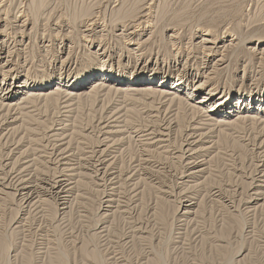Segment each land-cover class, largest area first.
Returning a JSON list of instances; mask_svg holds the SVG:
<instances>
[{"label":"rangeland","instance_id":"374dc122","mask_svg":"<svg viewBox=\"0 0 264 264\" xmlns=\"http://www.w3.org/2000/svg\"><path fill=\"white\" fill-rule=\"evenodd\" d=\"M2 6L0 41L7 39L3 51L21 81L75 78L104 67L162 77L173 71L171 85L188 64L190 74L205 73L200 83H207L204 94L215 90L214 101L231 96L236 103L244 94L250 101L253 92H264V0H5ZM205 38L216 42L208 47L226 45L215 58L222 63L210 71L203 70ZM6 74L0 67V81ZM99 78L79 99L28 102L10 112L17 121L0 110V179H73L65 209L44 193L26 206L11 185H0V264H264L262 126L233 117L231 126L212 129L188 106L171 105L145 86L92 91ZM140 126L163 132V141L147 145ZM104 131L114 133L100 145ZM203 132L202 150L187 153L202 171L184 178L180 146ZM97 160L106 161L107 177L97 176Z\"/></svg>","mask_w":264,"mask_h":264},{"label":"bare ground","instance_id":"6f19581e","mask_svg":"<svg viewBox=\"0 0 264 264\" xmlns=\"http://www.w3.org/2000/svg\"><path fill=\"white\" fill-rule=\"evenodd\" d=\"M2 1L4 2L5 0H0V12L3 10V6H2ZM110 3V2H109ZM121 7V6H120ZM3 12V11H2ZM101 12V11H100ZM127 12V11H126ZM125 13V12H124ZM144 13L142 12L140 13L139 18L142 19L144 17ZM1 14V13H0ZM97 14V13H96ZM126 14V13H125ZM129 14V13H127ZM137 16V15H136ZM135 16V17H136ZM94 17V16H93ZM92 20V18H91ZM97 20V19H96ZM83 21V20H82ZM95 21V20H94ZM3 21L0 18V26L1 23ZM93 22V21H92ZM91 22V23H92ZM96 22V21H95ZM99 22V21H98ZM107 24V23H106ZM70 25V24H69ZM95 25V24H94ZM140 25V24H139ZM103 27V26H102ZM91 28V25H90ZM146 28V27H145ZM86 31V30H85ZM105 31V30H104ZM137 31V30H136ZM135 31V32H136ZM15 32V31H14ZM89 32V31H88ZM109 32V31H108ZM123 32H125V30H123ZM134 32V31H133ZM131 33V32H130ZM69 34V33H68ZM123 34V33H122ZM129 34V33H128ZM209 34V33H208ZM207 34V35H208ZM17 35V34H16ZM131 35H133V33H131ZM136 35V34H135ZM86 37V36H85ZM89 37V36H88ZM126 37V36H125ZM131 37V36H129ZM82 38V37H81ZM123 39V38H122ZM7 40V39H6ZM6 40H1L0 41V52H2V54L0 55V67H3L4 69H7V74L4 76V78L0 81V110L2 109L3 111H7V112H13L14 110L18 111L23 110L24 108H26V104L28 102H31V104L33 103H37L38 101H44L47 100L49 101V98L53 97L54 95H59V96H63L61 98H64V103L69 102V101H73L76 99H79L82 97V95H86L83 92L81 93V91H83L85 89V87L87 85H91V83L89 81H94L95 79H98L97 81H95V83H93V85L91 86V90L95 91L96 89H100L102 90H115L117 91H121L122 87H128L129 88H133V90H138L140 89L139 87L141 86H145L146 88L143 89L145 91H149L154 92L155 95L157 93H160L163 97L169 98L168 101H170V104L174 101L177 100V103H179L181 105H186L189 108L192 109V111L198 113V116L200 115V117H204V119L207 121V125H210L213 128H222L225 125H229L231 126L233 123L231 122L233 117H235V121H241V122H257L259 123L260 128H262L264 130V92H260V91H255L253 92L250 96H251V100L249 101L246 97V94L242 95L239 97V99H236V103H235V99L233 100V97L228 96L226 98L223 99H218L216 101L215 98L217 97V94L215 93L214 89H208L206 91V94H204L205 92H203L204 88L207 87V83H200L201 79L204 77L205 73H201L199 72V70H196V72H192L190 74V72L188 70H190V66H188V64H185L183 66V74H180L177 76V80L175 82H173L171 85V80H172V76L174 75L173 71H170L169 73H167L164 77L161 76V72L157 71L155 73H151V74H147V70L143 69V70H136V71H132V72H122L119 71L117 69H106V68H101L99 70H97L98 73H96V71H94V73H84V74H78L75 78H72L71 75H60V76H53V78L55 79H51L49 81H45V80H41V81H32L31 79H26L24 81H21L20 77L22 74L19 73V70L17 68L12 67V60L10 58V52H5L3 50H5V48H7V42ZM125 40V38H124ZM150 40V39H149ZM127 45L128 46H133L135 44V39L133 40V38H129L127 40ZM135 41V42H134ZM147 41V40H146ZM145 41V42H146ZM10 42V41H9ZM139 43V42H138ZM175 43V42H174ZM208 43H213L214 45L216 44V42H213L211 39L205 38L202 40L200 47L203 48V65L204 71H210V68L214 67V66H218V64L222 63V58L219 60L215 59L216 56L219 53V49H225L226 45H223L221 47H214V46H210L208 47L205 44ZM103 45V44H102ZM141 45V43H140ZM176 46V45H175ZM141 47V46H140ZM182 47V46H181ZM218 48V49H217ZM228 48V47H227ZM226 50V49H225ZM224 50V51H225ZM10 51V50H9ZM141 51V50H140ZM263 52V51H262ZM223 53V52H222ZM234 53V52H233ZM3 54H5V57H3ZM264 54V53H263ZM223 55V54H222ZM224 57V56H223ZM192 58V57H191ZM198 58V57H197ZM5 60V62H3L2 60ZM179 60V59H178ZM217 60L216 63L213 64V62ZM221 62V63H219ZM197 63V62H196ZM192 65V64H191ZM223 65V64H222ZM192 67V66H191ZM191 71V70H190ZM6 73V72H5ZM14 73V77L11 78L12 74ZM20 75H19V74ZM207 73V72H206ZM3 74V73H2ZM210 74V73H207ZM198 75H201V78H199ZM207 77V75H206ZM160 78L159 80H162L160 83H156V80ZM55 80V81H53ZM153 88H156L153 89ZM90 90V93L92 92ZM99 90V91H100ZM134 90V91H135ZM126 91V90H125ZM137 92V91H136ZM140 92V91H139ZM89 93V94H90ZM110 94V93H109ZM108 94V95H109ZM112 94V92H111ZM195 94V95H193ZM88 95V93H87ZM101 95V94H100ZM108 95H106L108 97ZM118 95V94H116ZM148 95V94H147ZM160 95V96H161ZM199 95H204L203 97H200ZM91 96V95H90ZM126 96V95H125ZM143 96V95H142ZM153 96V94H152ZM161 96V97H162ZM169 96V97H168ZM84 97V96H83ZM106 97V98H107ZM112 97V96H111ZM128 97V96H126ZM144 97V96H143ZM155 97V96H154ZM157 97V96H156ZM192 98H195V102L194 104H192L190 101ZM57 99V98H56ZM128 99H130L128 97ZM154 99V98H153ZM159 99H161L159 97ZM52 100V99H51ZM50 100V101H51ZM60 101V99H58ZM84 100V99H83ZM125 100V99H124ZM127 100V99H126ZM116 101V100H115ZM129 101V100H128ZM155 102V100H153ZM163 101V100H160ZM123 102V101H122ZM181 102V103H180ZM40 103V102H39ZM63 103V102H62ZM169 103V102H168ZM175 103V101H174ZM29 103V105H31ZM61 104V103H59ZM146 104V103H145ZM159 104V103H158ZM58 105V103L56 104ZM129 105V104H128ZM150 105V103H149ZM166 105V104H165ZM172 105V104H171ZM34 106V105H32ZM42 106V105H41ZM73 106V104L71 105ZM146 106V105H144ZM185 106V107H186ZM259 106V107H258ZM31 106L27 107L28 109ZM58 107V106H57ZM110 107V106H109ZM125 107V106H123ZM149 108V106H147ZM102 108V107H101ZM153 108V107H152ZM187 108V107H186ZM39 109V108H38ZM63 109V108H62ZM120 109V108H118ZM151 109V108H149ZM180 109V108H179ZM178 109V110H179ZM184 109V108H183ZM1 110V111H2ZM155 109H153L154 111ZM168 110V109H167ZM190 110V109H189ZM17 111V112H18ZM105 111V110H104ZM103 111V112H104ZM121 111V110H120ZM157 111V110H155ZM160 111V110H159ZM15 112V111H14ZM22 112V111H21ZM31 112V111H30ZM117 112V111H116ZM119 112V111H118ZM117 112V114H118ZM178 112V111H177ZM184 112V111H183ZM187 112V111H186ZM10 113V115H8L9 117L12 116L14 118V120H16L17 118L14 117V115H12ZM163 113V112H162ZM167 113V112H165ZM236 113V114H235ZM8 114V113H6ZM96 114V113H95ZM102 114V113H101ZM121 114V113H120ZM174 114V113H173ZM123 115V114H122ZM197 115V114H196ZM195 115V116H196ZM3 116V115H2ZM35 116V115H34ZM33 116V117H34ZM69 116V115H68ZM114 117V114L112 115ZM120 116V115H119ZM155 116V115H153ZM164 116V115H163ZM192 116V115H191ZM53 117V116H52ZM162 117V116H161ZM3 118V117H2ZM19 118V117H18ZM24 118V117H23ZM26 118V117H25ZM75 118V117H74ZM96 118V116H95ZM112 118V117H111ZM10 119V118H9ZM27 119V118H26ZM102 119V118H101ZM114 119V118H113ZM164 119V118H163ZM193 119V118H192ZM195 119V118H194ZM111 120V119H110ZM118 120V118H117ZM116 119H114L113 121H117ZM162 120V119H161ZM175 120V119H174ZM197 120V119H196ZM204 120V121H205ZM17 121V120H16ZM26 121V120H25ZM109 121V120H108ZM194 121V120H193ZM14 122V121H13ZM103 122V121H102ZM111 122V121H110ZM127 122V121H126ZM198 122V121H197ZM200 122V121H199ZM5 123V122H4ZM10 123V122H9ZM27 123V122H26ZM100 123V122H99ZM109 123V122H108ZM106 123V124H108ZM112 123V122H111ZM149 123V122H148ZM153 123V122H152ZM173 123V122H172ZM50 124V123H49ZM105 124V125H106ZM124 124V123H123ZM128 124V123H127ZM200 124V123H199ZM237 124V123H236ZM26 125V124H25ZM104 125V124H103ZM111 125V124H110ZM114 124H112L113 127ZM133 125V124H132ZM144 125V124H143ZM154 125V124H153ZM168 125V124H167ZM166 125V127H167ZM206 125V124H204ZM258 125V124H257ZM258 125V126H259ZM119 126V125H118ZM125 126V125H124ZM129 126V125H128ZM147 126V125H146ZM145 126V127H146ZM151 126V125H150ZM227 126V127H229ZM22 127V126H21ZM101 127V126H100ZM104 128V126H102ZM101 127V128H102ZM120 127V126H119ZM141 128L143 126H140ZM149 127V126H148ZM152 127V126H151ZM165 127V128H166ZM170 127V126H169ZM194 127V126H193ZM98 128V127H97ZM144 128V127H143ZM142 128V129H143ZM154 128V127H153ZM164 128V129H165ZM197 128V127H196ZM18 129V128H17ZM85 129V128H84ZM100 129V128H99ZM172 129V128H171ZM189 129V128H188ZM194 129V128H193ZM228 129V128H227ZM232 129V128H231ZM256 129V128H255ZM11 130V129H10ZM14 130V128H13ZM16 130V129H15ZM102 130V129H101ZM100 130V131H101ZM113 130V129H112ZM111 130V132H112ZM126 130V129H125ZM158 130V129H157ZM160 130V129H159ZM162 130V129H161ZM167 130V129H166ZM198 130V129H197ZM205 130V129H204ZM225 130V129H224ZM18 131V130H17ZM24 131V130H23ZM52 131V130H51ZM96 131V130H95ZM140 131V130H139ZM163 131V130H162ZM186 131V130H185ZM209 131H212L211 129H209ZM93 132V131H92ZM122 129L119 131H115V133H122ZM130 132V131H129ZM184 132V131H183ZM187 132V131H186ZM263 132V131H262ZM14 133V132H13ZM97 133V132H96ZM114 133V132H113ZM111 133V134H113ZM137 133V131H136ZM143 137L144 140L146 142L147 145H152L153 143L156 142H160L163 141L161 140V136H164L163 132H158L154 129H147L144 131L143 129ZM208 133V132H207ZM210 133V132H209ZM57 134V133H54ZM62 133H60L61 135ZM110 132H106L104 131V136H103V140L101 143H99L100 145L104 142L107 143V141L109 142V137L106 136H111ZM193 134V133H192ZM200 134V133H199ZM203 134H205L204 132L202 133V138L201 135L200 137H190L191 139L186 141V143L183 145V147L180 149L181 152L183 153V156L180 158H183L185 164H186V168H187V172L188 175L186 177H188L189 175H197L199 174L202 170H198L195 171L197 168L203 166V164L201 165L200 162H197V158H195V156H191L192 154L190 153L189 156H187L188 152H192L195 151L197 149V147L201 144L202 140H203ZM63 135V134H62ZM168 135V133L166 134ZM189 135V134H187ZM191 135V134H190ZM196 135V134H195ZM207 135V134H206ZM4 136V135H3ZM141 136V135H140ZM51 137V136H50ZM57 137V136H56ZM59 137V136H58ZM68 137V136H67ZM131 137V136H130ZM170 137V136H169ZM182 137V136H181ZM4 138V137H3ZM11 138V137H10ZM135 138V137H133ZM132 138V139H133ZM209 138V137H208ZM45 139V138H44ZM65 139V138H64ZM69 139V138H68ZM220 139V138H219ZM2 140V138L0 139ZM10 140V139H9ZM57 140V138L55 139ZM62 139H59L58 141H61ZM178 140V139H177ZM51 141V140H50ZM66 141V139H65ZM95 141V140H94ZM123 141V140H122ZM253 141V140H252ZM15 142V141H14ZM69 142V141H68ZM84 142V141H83ZM121 142V141H119ZM137 141H135L136 143ZM204 142V141H203ZM61 143V142H60ZM60 143H58L59 145H61ZM103 143V145H104ZM105 143V144H106ZM213 143V141H212ZM240 143V142H239ZM20 144V143H19ZM66 144V143H64ZM108 144V143H107ZM114 144H116L115 140H114ZM120 144V143H119ZM260 144V143H259ZM63 145V144H62ZM137 145V144H136ZM141 145V144H140ZM139 145V146H140ZM181 145V144H180ZM256 145V144H255ZM261 145L264 146V139L263 141H261ZM69 146V145H68ZM67 146V147H68ZM106 146V145H105ZM118 146V145H117ZM142 146V145H141ZM44 147V146H43ZM100 147V146H99ZM110 147H112V145L110 144ZM146 147V146H145ZM178 147V145L176 146ZM209 147V146H208ZM261 147L260 145L258 146V148ZM71 148V146H70ZM109 148V147H108ZM142 148V147H141ZM144 148V147H143ZM179 148V147H178ZM212 148V146L210 147ZM239 148V147H238ZM52 149V148H51ZM69 149V148H68ZM207 149V148H204ZM214 149V146L213 148ZM247 149V148H246ZM65 150V149H64ZM144 150V149H143ZM165 150V149H164ZM198 151H201L200 149H197ZM256 150V149H255ZM98 150H96L95 152H97ZM101 151V150H100ZM99 151V152H100ZM149 151V150H148ZM146 150V152H148ZM180 151V150H179ZM61 152V151H60ZM66 152V151H65ZM105 152V151H104ZM155 152V151H154ZM197 152V151H195ZM209 152V151H208ZM264 152V150H263ZM64 153V152H63ZM89 153V152H88ZM98 153V152H97ZM103 152H101V155ZM143 153V152H142ZM93 154V153H92ZM96 154V153H94ZM93 154V156H94ZM106 154V152H105ZM144 154V153H143ZM256 154V153H255ZM260 154V153H259ZM264 154V153H263ZM60 154H58L59 156ZM97 155V154H96ZM95 155V156H96ZM151 155V154H150ZM149 155V156H150ZM261 155V154H260ZM57 156V157H58ZM92 156V157H93ZM100 156V155H99ZM144 156V155H143ZM148 156V155H147ZM180 156V155H179ZM264 156V155H263ZM68 157V156H67ZM71 157V156H70ZM259 157V156H257ZM59 158V157H58ZM57 158V159H58ZM63 158V157H62ZM87 158V157H86ZM143 158V157H142ZM175 158V157H174ZM216 158V157H215ZM56 159V158H55ZM61 159V158H60ZM97 159V158H96ZM100 159V157H99ZM141 159V158H140ZM139 159V161H140ZM150 159V158H149ZM168 159V158H167ZM260 159V158H259ZM258 159V160H259ZM264 159V158H263ZM18 160V159H17ZM64 160V159H62ZM107 160V159H104ZM166 160V159H165ZM182 160V159H180ZM5 161V160H4ZM21 161V160H20ZM60 161V160H59ZM58 161V162H59ZM90 161V160H89ZM88 161V162H89ZM138 161V160H137ZM145 162L146 159L144 160ZM143 161V162H144ZM262 158L260 160L259 163H261ZM57 162V160H56ZM57 162V163H58ZM106 162V161H104ZM103 161L97 160L94 163V167L96 169V174L98 177L100 176H105L106 175V169H105V163ZM134 162V161H133ZM158 162V161H157ZM168 162V161H167ZM11 163V162H10ZM20 163V162H18ZM26 163V162H25ZM93 163V162H92ZM140 163V162H138ZM206 163V162H205ZM12 164V163H11ZM59 164V163H58ZM143 164V163H141ZM154 164V163H153ZM184 164V165H185ZM207 164V163H206ZM262 164V163H261ZM87 165V164H86ZM149 165V164H148ZM158 165V164H156ZM174 165V164H173ZM260 165V164H259ZM258 165V166H259ZM7 166V163H6ZM9 166V165H8ZM7 166V167H8ZM13 166V165H12ZM15 166V164H14ZM183 166V165H182ZM16 167V166H15ZM88 167V166H87ZM184 167V166H183ZM261 167V166H260ZM9 168V167H8ZM13 168V167H12ZM53 168V167H52ZM72 168V167H71ZM92 168V167H91ZM141 168V167H140ZM139 168V169H140ZM144 168V167H143ZM250 168V167H249ZM258 168V167H257ZM11 169V168H10ZM77 169V168H76ZM93 169V168H92ZM138 169V168H136ZM135 169V170H136ZM4 170V169H3ZM2 170V171H3ZM13 170V169H12ZM16 170V169H15ZM20 170V169H19ZM75 170V169H74ZM91 170V169H90ZM131 170V169H130ZM178 170V169H177ZM259 170V169H258ZM10 171V170H9ZM23 171V170H22ZM20 172L21 173L23 172ZM26 171V170H25ZM69 171V170H68ZM72 171V170H71ZM108 171V170H107ZM7 174V171H5ZM11 172V171H10ZM15 172V171H14ZM28 172V171H27ZM130 172V171H129ZM155 172V171H154ZM186 172V171H185ZM256 172V171H255ZM17 173V172H16ZM37 173V172H36ZM115 173V172H114ZM138 173V172H137ZM152 173V172H151ZM91 174V173H90ZM93 174V173H92ZM134 174V173H133ZM141 174V173H140ZM143 174V173H142ZM161 174V173H160ZM159 174V175H160ZM185 174V173H184ZM10 176V173L8 174ZM15 175V174H14ZM28 175V174H27ZM30 175V174H29ZM33 175V174H32ZM31 175V176H32ZM47 175V174H46ZM63 175V174H62ZM65 175V174H64ZM87 175V174H86ZM139 175V174H138ZM183 175V174H182ZM18 176V175H17ZM49 176V175H48ZM88 176V175H87ZM135 176V175H134ZM141 176V175H140ZM199 176V175H198ZM1 177V176H0ZM4 177V176H3ZM2 177V178H3ZM30 177V176H29ZM103 177V178H104ZM110 177V176H109ZM182 177V176H181ZM246 177V176H245ZM264 177V174L261 176ZM0 179V181H2L0 183V185L2 186H6L9 187L8 185H11V187H13L17 192L20 193L21 197L24 200V202L27 204H25L26 206H32V202L35 201V199L38 198V194L40 193H44V194H48L51 198H55L59 201V204L61 206H63V209L66 208L67 205V201L68 200L66 197H68L66 194H68L70 192L71 186H72V178L69 179H65L63 176H57L55 178H57L56 180H48V179H43L41 181L35 182L33 181L31 178H26L25 176L21 175V177L16 178L15 176L12 178H4V179ZM39 178V177H38ZM96 178V177H95ZM132 178V174L131 177ZM42 179V178H41ZM97 179V178H96ZM101 179V178H100ZM127 179V178H126ZM139 179V177H138ZM257 179V178H256ZM38 180V179H37ZM102 180V179H101ZM106 180V179H105ZM131 180V179H130ZM259 180V179H258ZM103 181V180H102ZM111 181V180H110ZM76 182V181H75ZM104 182V181H103ZM177 182V181H176ZM179 182V181H178ZM102 183V182H101ZM104 184V183H103ZM114 184V183H113ZM105 185V184H104ZM99 186V185H98ZM103 186V185H102ZM139 186V185H138ZM252 186V185H251ZM134 187V186H133ZM173 188V187H172ZM8 189V188H7ZM2 190V189H1ZM133 190V189H132ZM177 190V189H176ZM135 191V190H134ZM173 191V190H172ZM188 191V190H187ZM186 191V192H187ZM194 191V190H193ZM97 192V191H96ZM100 192V191H99ZM263 192V191H262ZM130 193V192H129ZM16 195H18L17 193H15ZM99 194V193H98ZM71 195V194H70ZM106 195V194H105ZM251 195V194H249ZM256 198H254L255 202L252 203H259V198L258 196H261L260 193H255ZM11 196V195H10ZM48 196V197H49ZM181 196V195H180ZM43 197V196H42ZM253 197V196H252ZM104 199V197H102ZM20 199V198H19ZM39 199V198H38ZM87 199V198H86ZM101 199V198H100ZM73 200V199H72ZM38 201V200H37ZM71 201V200H70ZM112 201V200H111ZM130 201V200H129ZM23 202V203H24ZM103 202V201H102ZM101 202V203H102ZM116 202V201H115ZM249 202V201H248ZM19 203V202H18ZM31 204V205H30ZM36 204V203H35ZM58 204V205H59ZM102 204H109L106 207L110 208L111 204H110V200L107 199V197L104 199V202ZM193 204V203H192ZM192 204H190V209H192ZM34 205V203H33ZM261 205V204H260ZM40 206V205H39ZM21 207V206H20ZM68 207V206H67ZM70 207V206H69ZM104 207V206H103ZM259 207V206H257ZM22 208V207H21ZM105 209V207H104ZM257 209V208H256ZM113 210V209H112ZM117 210V209H116ZM115 210V211H116ZM132 210V209H131ZM24 211V210H23ZM108 213V212H107ZM189 213L188 211H185L184 214ZM111 214V213H110ZM242 214V213H241ZM113 215V214H112ZM108 217V215H106ZM116 216V215H115ZM109 218V217H108ZM17 220V219H16ZM179 220V219H178ZM102 229V228H101ZM130 231V230H129ZM105 232V231H104ZM126 237V236H125ZM118 243V242H117ZM117 263V262H116ZM114 264V263H113Z\"/></svg>","mask_w":264,"mask_h":264}]
</instances>
